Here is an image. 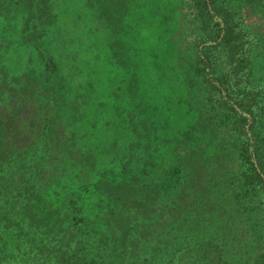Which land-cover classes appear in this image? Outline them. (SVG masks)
<instances>
[{
	"label": "trees",
	"instance_id": "16d2710c",
	"mask_svg": "<svg viewBox=\"0 0 264 264\" xmlns=\"http://www.w3.org/2000/svg\"><path fill=\"white\" fill-rule=\"evenodd\" d=\"M32 2L0 0V264H264V0L210 2L125 102L71 75Z\"/></svg>",
	"mask_w": 264,
	"mask_h": 264
},
{
	"label": "rangeland",
	"instance_id": "374dc122",
	"mask_svg": "<svg viewBox=\"0 0 264 264\" xmlns=\"http://www.w3.org/2000/svg\"><path fill=\"white\" fill-rule=\"evenodd\" d=\"M217 1L33 0L32 5L43 7L44 3L47 7L45 12L53 17L48 39L52 41L51 45L61 46L69 60L67 64L71 66V75L87 72L89 76L85 75L82 80L100 85L99 100L106 102V98L110 97L125 102L124 93L135 91L138 81L146 82L141 89L146 98L158 88L162 89L164 78L170 74L163 66L179 61L178 52L171 46V39L175 36L180 40L185 39L184 44L186 42L190 50L199 31L192 34L189 28L205 14L210 2L214 4ZM43 11L41 13L45 20ZM190 20L193 22L188 25L186 22ZM48 24H42V27ZM114 31L123 32L122 38L128 49L122 59L118 54L116 56L117 52L120 53L118 49L111 50ZM84 40L88 42L86 48L91 51V56L76 59L74 47L79 48L77 51L85 52L86 48L82 45ZM66 75L67 72H64ZM81 90L78 95L82 97L81 100L94 99L92 93L87 97L89 90ZM95 103L97 105L98 101ZM94 109L99 113L102 107ZM244 259L245 256L241 259L238 257L233 264H243Z\"/></svg>",
	"mask_w": 264,
	"mask_h": 264
}]
</instances>
